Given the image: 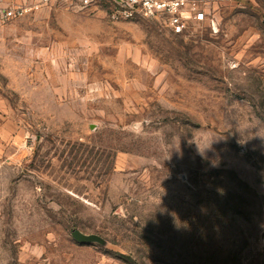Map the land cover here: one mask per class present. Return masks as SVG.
<instances>
[{
  "label": "rangeland",
  "instance_id": "1",
  "mask_svg": "<svg viewBox=\"0 0 264 264\" xmlns=\"http://www.w3.org/2000/svg\"><path fill=\"white\" fill-rule=\"evenodd\" d=\"M197 1L0 26V264H264V0Z\"/></svg>",
  "mask_w": 264,
  "mask_h": 264
},
{
  "label": "built area",
  "instance_id": "2",
  "mask_svg": "<svg viewBox=\"0 0 264 264\" xmlns=\"http://www.w3.org/2000/svg\"><path fill=\"white\" fill-rule=\"evenodd\" d=\"M53 3L72 10H98L106 5L111 21L137 17L162 22L176 36L189 32L193 24L207 21L197 0H38L21 4L16 0H0V26L14 19L32 15Z\"/></svg>",
  "mask_w": 264,
  "mask_h": 264
},
{
  "label": "water",
  "instance_id": "3",
  "mask_svg": "<svg viewBox=\"0 0 264 264\" xmlns=\"http://www.w3.org/2000/svg\"><path fill=\"white\" fill-rule=\"evenodd\" d=\"M71 235L73 239L81 245H90V244L104 245L105 244V240L102 237L95 235V234L87 235L77 229L74 230L71 233Z\"/></svg>",
  "mask_w": 264,
  "mask_h": 264
},
{
  "label": "crops",
  "instance_id": "4",
  "mask_svg": "<svg viewBox=\"0 0 264 264\" xmlns=\"http://www.w3.org/2000/svg\"><path fill=\"white\" fill-rule=\"evenodd\" d=\"M31 3V2H30ZM3 92L0 94V126H3L4 124V96L2 95Z\"/></svg>",
  "mask_w": 264,
  "mask_h": 264
},
{
  "label": "clouds",
  "instance_id": "5",
  "mask_svg": "<svg viewBox=\"0 0 264 264\" xmlns=\"http://www.w3.org/2000/svg\"><path fill=\"white\" fill-rule=\"evenodd\" d=\"M135 127H136V126L134 125V126H133V130H135Z\"/></svg>",
  "mask_w": 264,
  "mask_h": 264
}]
</instances>
